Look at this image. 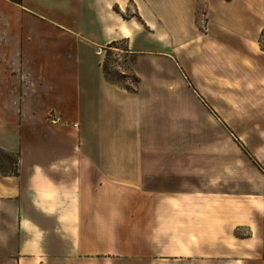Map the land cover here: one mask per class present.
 <instances>
[{
  "label": "crops",
  "instance_id": "obj_1",
  "mask_svg": "<svg viewBox=\"0 0 264 264\" xmlns=\"http://www.w3.org/2000/svg\"><path fill=\"white\" fill-rule=\"evenodd\" d=\"M124 7L0 0V48L25 82L18 106H0V150L15 156L14 171L0 165V264H264V200L149 188L164 155L107 151L131 134L118 118L132 93L107 80L102 54L112 42L127 54L154 43L151 17L139 33ZM247 15L218 24L257 33L264 9ZM90 138L99 151H87Z\"/></svg>",
  "mask_w": 264,
  "mask_h": 264
},
{
  "label": "rangeland",
  "instance_id": "obj_2",
  "mask_svg": "<svg viewBox=\"0 0 264 264\" xmlns=\"http://www.w3.org/2000/svg\"><path fill=\"white\" fill-rule=\"evenodd\" d=\"M124 1L121 14L134 16L139 33L142 16L151 17L154 43L127 54L118 41L102 54L107 80L132 93L131 111L118 118L131 134L107 151L164 155L161 170L146 177L149 188L196 192L186 199L264 200V24L253 34L218 24L219 15L242 24L264 3ZM7 56L1 47L0 106L16 107L25 82ZM86 149L99 151L92 138ZM0 165L14 171L15 156L0 150Z\"/></svg>",
  "mask_w": 264,
  "mask_h": 264
},
{
  "label": "trees",
  "instance_id": "obj_3",
  "mask_svg": "<svg viewBox=\"0 0 264 264\" xmlns=\"http://www.w3.org/2000/svg\"><path fill=\"white\" fill-rule=\"evenodd\" d=\"M13 3H16V4H20L21 3V0H9ZM114 42H112L111 44H113ZM103 65V64H102Z\"/></svg>",
  "mask_w": 264,
  "mask_h": 264
},
{
  "label": "built area",
  "instance_id": "obj_4",
  "mask_svg": "<svg viewBox=\"0 0 264 264\" xmlns=\"http://www.w3.org/2000/svg\"><path fill=\"white\" fill-rule=\"evenodd\" d=\"M15 67H17L16 69H17V71L16 72H18V66H15ZM19 77H21V76H19Z\"/></svg>",
  "mask_w": 264,
  "mask_h": 264
}]
</instances>
